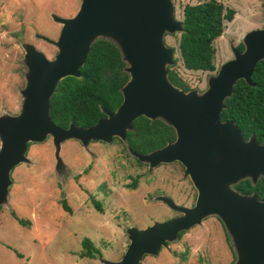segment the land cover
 <instances>
[{"label":"water","instance_id":"water-1","mask_svg":"<svg viewBox=\"0 0 264 264\" xmlns=\"http://www.w3.org/2000/svg\"><path fill=\"white\" fill-rule=\"evenodd\" d=\"M50 17L61 25L56 40L39 38L56 47L57 53L48 60L24 45L28 72L21 108L16 116L0 117V205L8 202L11 169L29 162L24 156L29 142L51 136L57 172L65 167L59 155L63 142L78 140L86 148L89 141L125 140L139 116L160 119L173 129V142L142 155L133 153L126 143L127 149L146 162L148 169L180 163L183 177L195 190L194 204L182 207L157 196L179 216L141 229L128 227L129 242L120 259L98 256V262L139 264L143 255H156L179 232L215 215L233 244L235 260L231 264H264V201L255 193L243 195L232 188L246 177L254 185L264 176V142L258 143L252 135L244 139L233 122L220 120L224 100L231 96L236 81L254 85L250 80L254 66L264 61V28L245 33L241 51L230 47L232 58L219 66L208 79L207 89L197 94L173 86L167 78L173 49L164 45L163 34L183 32L182 22L172 17L170 0H81L72 17ZM97 39L109 40L121 54L128 76L120 88L122 101L113 112L101 108L104 116L89 127L70 124L61 129L49 117V98L62 79L80 78L79 69Z\"/></svg>","mask_w":264,"mask_h":264},{"label":"rangeland","instance_id":"rangeland-1","mask_svg":"<svg viewBox=\"0 0 264 264\" xmlns=\"http://www.w3.org/2000/svg\"><path fill=\"white\" fill-rule=\"evenodd\" d=\"M80 1L0 0V117L19 114L28 72L24 45L52 60L56 47L39 36L56 40L61 25L50 15L70 18ZM204 1L208 0H170L174 21L181 22L185 5ZM215 1L232 8L234 15L223 22L221 35L212 43L214 71L185 69L177 49L179 32L163 34L164 45L173 49L168 68L197 94L207 89L208 79L219 66L232 58L230 47L237 49L248 31L264 28L263 0ZM53 154L52 138L46 135L40 142H29L24 153L29 162L10 171L8 202L0 205V264H100L98 256L118 261L129 242L128 227L141 229L179 215L157 196L182 207L194 204L195 190L183 177L180 163L148 169L146 162L130 153L124 138L113 137L110 143L86 148L78 140L63 142L59 155L65 167L57 172ZM133 181L135 187H128ZM61 200L70 213L63 210ZM92 200L98 201L101 213ZM11 212L28 226L18 224ZM83 237L99 250L95 259L79 258ZM229 237L220 219L209 215L201 225L167 241L156 255H143L139 264H231L235 257Z\"/></svg>","mask_w":264,"mask_h":264},{"label":"trees","instance_id":"trees-1","mask_svg":"<svg viewBox=\"0 0 264 264\" xmlns=\"http://www.w3.org/2000/svg\"><path fill=\"white\" fill-rule=\"evenodd\" d=\"M232 8H224L215 0H208L182 8L183 32L178 37V52L185 69L191 71L212 72L214 65L213 41L223 30V22L231 21ZM242 50V44L237 45ZM121 54L116 46L105 39L93 41L83 65L79 69L80 78L62 79L55 93L49 98V117L54 125L66 129L70 124L86 128L104 116L101 108L113 112L121 103L120 88L127 81V74ZM168 68V67H167ZM169 82L183 90L189 87L170 68L167 69ZM254 85L237 80L231 96L225 98L220 113L221 121H231L241 132L244 139L252 135L258 143L264 142V61H258L250 77ZM173 129L160 119L150 121L139 116L132 122V130L125 133L128 148L135 154H146L173 142ZM128 187L134 188L135 181ZM232 188L240 194L255 193L264 201V176L253 185L248 179L237 182ZM93 207L101 213L98 201H91ZM61 207L70 213L65 200ZM12 217L18 224L28 226V222L19 219L13 212ZM182 232L177 234L179 238ZM79 258L95 259L100 252L87 237L80 241Z\"/></svg>","mask_w":264,"mask_h":264},{"label":"flooded vegetation","instance_id":"flooded-vegetation-1","mask_svg":"<svg viewBox=\"0 0 264 264\" xmlns=\"http://www.w3.org/2000/svg\"><path fill=\"white\" fill-rule=\"evenodd\" d=\"M92 143H99V142H92V141H89L88 143H87V146L89 145V144H92ZM179 216V215H178ZM175 217V216H174Z\"/></svg>","mask_w":264,"mask_h":264}]
</instances>
